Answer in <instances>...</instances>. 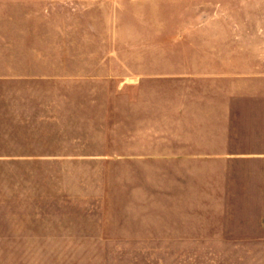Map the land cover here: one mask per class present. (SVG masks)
Returning <instances> with one entry per match:
<instances>
[{"label":"crops","instance_id":"0c3cea01","mask_svg":"<svg viewBox=\"0 0 264 264\" xmlns=\"http://www.w3.org/2000/svg\"><path fill=\"white\" fill-rule=\"evenodd\" d=\"M179 1L186 9L178 33L165 38L161 65L149 58L129 66L122 50L106 48L102 57L79 49L68 61L27 63V73L7 67L0 194H69L59 177L48 190L39 170L18 168L107 164L120 161L118 153L107 158L109 143L119 152L132 142L134 161L166 168V201H259L256 214L244 213L254 222L247 218L242 239L260 248L264 264V190H197L207 176L240 175L237 168L245 182L264 184V14L256 12L264 0ZM124 114L132 139L124 137Z\"/></svg>","mask_w":264,"mask_h":264},{"label":"rangeland","instance_id":"374dc122","mask_svg":"<svg viewBox=\"0 0 264 264\" xmlns=\"http://www.w3.org/2000/svg\"><path fill=\"white\" fill-rule=\"evenodd\" d=\"M185 9L179 0H0V94L7 67L27 73V63L68 61V52L79 49L102 57L106 48H118L129 66L149 58L161 65L165 38L178 33ZM128 117L123 132L132 139ZM108 146L107 158L118 153L120 161L18 168L39 170L48 190L59 177L69 194H0V264H261L260 248L243 247L242 239L247 218L254 222L244 213L256 214L259 201L214 198L180 207L166 201L163 165L134 161L132 142L119 152ZM5 169L0 166L1 190ZM241 174L229 181L207 176L198 194H261L264 184L247 183Z\"/></svg>","mask_w":264,"mask_h":264}]
</instances>
